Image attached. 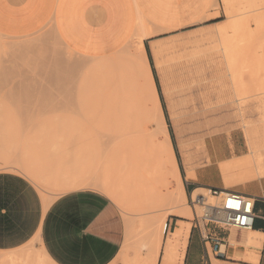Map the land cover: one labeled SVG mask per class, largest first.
I'll return each mask as SVG.
<instances>
[{
	"label": "rangeland",
	"instance_id": "374dc122",
	"mask_svg": "<svg viewBox=\"0 0 264 264\" xmlns=\"http://www.w3.org/2000/svg\"><path fill=\"white\" fill-rule=\"evenodd\" d=\"M220 3L221 22L162 39L154 46L150 63L179 167L185 161L203 164L209 142L221 150L235 142L245 153L238 160L239 170H233L235 180L229 181L236 189L264 176V0ZM131 40L110 55L90 60L51 38L52 70L47 76L39 70L26 73L62 81L64 117L0 119V172L25 177L48 203L74 190L97 191L110 199L124 223L140 218L145 229L158 232L174 208L185 211L191 206L190 199L181 198L170 161L164 166L157 159L156 141L149 135L153 121L144 111L146 104L152 105L149 78L145 63L135 59ZM25 59L33 57H22V66ZM128 79L139 83L147 99L134 92L116 106L109 95L115 84ZM207 180L218 182L215 174ZM74 183L90 185L78 188ZM207 199L213 201L209 195ZM191 208L185 215L190 219Z\"/></svg>",
	"mask_w": 264,
	"mask_h": 264
},
{
	"label": "crops",
	"instance_id": "0c3cea01",
	"mask_svg": "<svg viewBox=\"0 0 264 264\" xmlns=\"http://www.w3.org/2000/svg\"><path fill=\"white\" fill-rule=\"evenodd\" d=\"M222 15L220 0H0V119L64 117L62 81L26 73L39 70L47 76L52 70L51 38L74 55L93 60L120 50L147 29L150 33L141 42L152 72L150 56L158 42L216 25ZM25 56L33 59L22 66ZM240 149L235 142L223 150L209 142L203 164L185 161L182 170L177 164L187 202L191 192L209 187L254 198L251 230L204 228L212 239L221 240L220 256L212 242L202 240L193 217L170 212L163 232H155L143 228L140 218L124 223L110 199L97 191L74 190L48 203L25 177L1 171L0 262L264 264V176L236 189L229 186L245 155ZM211 174L217 183H209ZM156 235L159 243L152 238Z\"/></svg>",
	"mask_w": 264,
	"mask_h": 264
},
{
	"label": "bare ground",
	"instance_id": "6f19581e",
	"mask_svg": "<svg viewBox=\"0 0 264 264\" xmlns=\"http://www.w3.org/2000/svg\"><path fill=\"white\" fill-rule=\"evenodd\" d=\"M139 33V32H138ZM150 31H141V33L139 34V36H137L136 38H133L131 41V47L133 48L134 52L137 53V57L135 59L137 60H140L142 62L145 63V67H146V71H147V76L149 78V84H150V96L148 98L151 99L152 101V105H148L146 104L144 106V111H145V115H147V118L151 119L153 121V129L152 131L149 133L150 138L152 137V139L154 138L155 141H156V149H155V153H156V156L158 157L157 159H159L162 163L161 164H164V166H166V163H169V162H165L166 160H169L170 163H171V166L172 167L170 170L173 171V174L174 175V179L175 181L179 184V189H180V194H181V198L182 200H186V197H185V193H184V190H183V187H182V184H181V180H180V175H179V171H178V166H177V162H176V157H175V153H174V150H173V146H172V142H171V139H170V136H169V133H168V129H167V126H166V122H165V119H164V115H163V111H162V107H161V104H160V101H159V97H158V92H157V89H156V85H155V82H154V78L152 76V72H151V69H150V66H149V63L147 61V58H146V55L144 53V50H143V46H142V38L149 35ZM154 33V31H153ZM151 35V34H150ZM153 35V34H152ZM133 59V60H135ZM136 62V61H135ZM136 64V63H135ZM113 67V66H112ZM127 76V75H126ZM101 77V76H99ZM129 77V76H128ZM131 78V77H130ZM129 80V79H128ZM111 81V80H110ZM123 81V80H122ZM122 81H119V83L115 84L114 86V91L112 90V93L110 96L109 99H111L110 101H112L113 103H115V105L117 106H122V104H124L129 96H131L134 92H138L140 93V96L142 97V100L144 101V99H147L145 96L146 95V92H145V95L143 96L144 93H142L141 89H140V85L137 81L133 80V81H130V82H127V80L125 82H122ZM118 82V81H117ZM103 83V82H102ZM103 87V86H102ZM108 87V86H107ZM118 87V88H116ZM117 89V93L116 92V89ZM149 88V87H148ZM107 89V88H106ZM110 92V91H109ZM115 94V96H114ZM99 98V97H98ZM113 98V99H112ZM105 99V97H104ZM109 101V100H108ZM101 102V101H100ZM121 102V103H120ZM118 103H120L121 105H119ZM114 105V106H115ZM105 106V105H104ZM115 106V107H116ZM113 107V108H115ZM108 108V107H107ZM151 123V122H150ZM164 138L163 140H161L160 138ZM154 141V140H153ZM150 142V141H149ZM152 144V143H151ZM138 160V159H137ZM158 160V161H159ZM141 161V160H140ZM159 161V163H160ZM153 162V161H152ZM156 163V162H155ZM169 163V164H170ZM143 164V163H142ZM1 165V164H0ZM158 165V164H157ZM155 167V166H154ZM147 168V167H146ZM159 168V167H158ZM162 168V167H161ZM166 168V167H165ZM136 169V168H135ZM151 169V168H150ZM166 170V169H165ZM154 171V170H153ZM145 172V171H144ZM147 172H150V171H147ZM155 172V171H154ZM167 172V171H166ZM165 172V174H167ZM156 173V172H155ZM164 173V172H163ZM134 175V174H133ZM145 175V174H144ZM151 175V174H150ZM126 176V175H125ZM130 176V175H129ZM141 176V175H140ZM124 179V178H123ZM139 179V178H138ZM51 180V179H50ZM59 180V179H58ZM65 180V179H64ZM52 181V180H51ZM56 181V180H55ZM54 181V182H55ZM63 182V181H62ZM66 182V181H64ZM131 182V181H130ZM175 182V183H176ZM49 184V183H48ZM52 186H53V183H51ZM75 185L79 187H85L86 185L89 186L90 184L88 183H74ZM132 184V183H131ZM139 184V183H137ZM168 184V183H167ZM63 185V184H62ZM62 185H60L59 187H61ZM177 185V184H176ZM139 186V185H138ZM178 187V186H177ZM106 187L102 188L104 189L106 192H109L108 189H105ZM133 188V187H132ZM119 189V188H118ZM153 189V188H152ZM178 189V188H177ZM153 191V190H151ZM120 192V191H119ZM129 192V191H128ZM177 192V191H176ZM175 192V193H176ZM206 192H207V195H209V192L202 188V189H197L195 190L194 192H192L191 196L192 198H195L196 196H204L205 198L207 197L206 195ZM109 194V193H108ZM131 194V193H129ZM144 194H145V191H144ZM139 195V194H138ZM137 195V196H138ZM147 195V194H146ZM151 195V194H150ZM172 197V196H171ZM173 201V200H172ZM176 204V202H175ZM176 206V205H175ZM184 206V205H183ZM181 206V207H183ZM185 209V208H184ZM190 209V208H189ZM188 209V210H189ZM173 210V208L171 209ZM187 210V208L184 210L180 209V210H174L172 213L173 214H177V215H180V216H185L188 212L187 215L190 214V212ZM162 216V215H161ZM166 216V215H164ZM189 217V216H188ZM162 219V218H161ZM164 219V218H163ZM140 222V221H139ZM153 226V225H152ZM141 228V227H140ZM144 228V227H143ZM160 233L163 232V229H164V223H162V227H160ZM154 230V229H153ZM155 231V230H154ZM157 231V230H156ZM155 231V232H156ZM147 232V231H146ZM154 233V232H153ZM150 234V233H149ZM151 235H154V234H151ZM158 235V234H157ZM156 237H152V238H155L154 242L155 243H159V239L160 237L157 236ZM160 235V234H159ZM125 252V251H124ZM2 260V259H1ZM8 260V259H7ZM6 260V261H7ZM1 261L2 264L4 262V264H7V263H11V261ZM213 264H227V263H223V262H218V261H214Z\"/></svg>",
	"mask_w": 264,
	"mask_h": 264
},
{
	"label": "built area",
	"instance_id": "2783aa9c",
	"mask_svg": "<svg viewBox=\"0 0 264 264\" xmlns=\"http://www.w3.org/2000/svg\"><path fill=\"white\" fill-rule=\"evenodd\" d=\"M206 190L213 199L212 202H209L207 197L205 198L204 196L192 198V193L190 194L193 222L194 226L199 230L202 240L206 243L212 242L213 252L220 256L223 254L220 252L219 242L221 240L212 239L204 228L213 226L222 230H251L255 218L254 198L230 190L211 187Z\"/></svg>",
	"mask_w": 264,
	"mask_h": 264
},
{
	"label": "trees",
	"instance_id": "16d2710c",
	"mask_svg": "<svg viewBox=\"0 0 264 264\" xmlns=\"http://www.w3.org/2000/svg\"><path fill=\"white\" fill-rule=\"evenodd\" d=\"M163 108H164V106H163ZM180 169H182V168L180 167Z\"/></svg>",
	"mask_w": 264,
	"mask_h": 264
},
{
	"label": "snow or ice",
	"instance_id": "6c2138e0",
	"mask_svg": "<svg viewBox=\"0 0 264 264\" xmlns=\"http://www.w3.org/2000/svg\"><path fill=\"white\" fill-rule=\"evenodd\" d=\"M230 206H232V205H230ZM238 206V205H237Z\"/></svg>",
	"mask_w": 264,
	"mask_h": 264
}]
</instances>
